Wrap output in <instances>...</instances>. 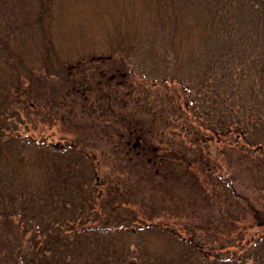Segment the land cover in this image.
Instances as JSON below:
<instances>
[{
    "label": "trees",
    "instance_id": "16d2710c",
    "mask_svg": "<svg viewBox=\"0 0 264 264\" xmlns=\"http://www.w3.org/2000/svg\"><path fill=\"white\" fill-rule=\"evenodd\" d=\"M188 2L0 0V239L9 246L4 264H264V209L247 204L251 217L237 228L238 216L209 214L228 207L223 198L229 188L212 177L204 145L229 142L243 153L236 160L253 166L251 188L264 191V0ZM148 35L165 39L155 53L171 70L159 84L179 86L170 111L183 113L179 129L195 153L176 157L181 172L170 189L182 211H189L186 219H198L193 225L174 223L168 212L154 219L142 201L152 187L129 190L130 175L102 173L97 156L78 140L27 133L37 113L32 87L42 88L49 78L66 80L87 58L132 70V57ZM164 114L154 109V122H163ZM132 144L123 140L125 147ZM165 156L150 151L146 177L168 173L153 170ZM133 191L142 193L129 200Z\"/></svg>",
    "mask_w": 264,
    "mask_h": 264
},
{
    "label": "rangeland",
    "instance_id": "374dc122",
    "mask_svg": "<svg viewBox=\"0 0 264 264\" xmlns=\"http://www.w3.org/2000/svg\"><path fill=\"white\" fill-rule=\"evenodd\" d=\"M188 1L185 0L186 5ZM76 41L81 40L77 38ZM164 42L163 35H148L142 39L138 56L132 57L136 56L132 70L111 69V64L101 60L102 57H93L84 59L77 68L70 70L66 80L49 78L40 89L35 85V88L32 87L34 92L30 102L34 113H37L34 114V124L27 133L49 141L78 140L81 146L97 156L102 173L119 178L121 175H130L131 180L127 181L129 190L138 184L148 186V189L152 187L151 193L144 196L142 201L152 210V216L156 217L154 219H162L159 213L168 212V218L174 223L193 225L198 219H186L184 213L189 211H182L181 204L176 203L178 199L176 196L172 199L170 192L175 183V173L181 172L176 157L195 158V153L187 148V140L179 129L183 121L180 118L181 110L174 108L173 112L170 111L173 101L179 95V86L168 81H165V85L159 84L171 70L156 58L155 51L161 53ZM77 46L82 50L83 45ZM190 106H193L192 102ZM154 109L165 110L163 119L166 122H154ZM123 140H130V145L133 143L131 149L123 146ZM228 143L212 141L204 144L207 147L212 177L216 183L223 182L229 188L227 197L223 198L228 207L221 211L215 209L209 214L238 216L240 221L236 224L233 222L237 228L251 217L247 204L264 209V191L251 188L257 177L249 174L248 169L252 170L253 166L248 163L245 167L244 159L237 161V156H243V153L233 149ZM152 149H159V154L166 155L167 159L157 162L153 170L160 173L167 169L168 173L160 176L155 172V178L151 180L153 173L146 177L149 168L145 157ZM260 155L262 154L255 152V156ZM142 164L145 166L142 167ZM255 169L257 170V166ZM261 183L264 186V177ZM181 189L180 179L177 190ZM235 192L239 193L238 198L234 197ZM133 193L129 200H136L142 192ZM242 207L243 211H240ZM138 208L130 206V211L142 214ZM144 216L149 218L146 214ZM8 247V243L0 239V264L5 263Z\"/></svg>",
    "mask_w": 264,
    "mask_h": 264
}]
</instances>
